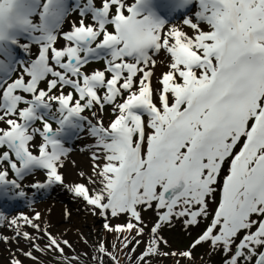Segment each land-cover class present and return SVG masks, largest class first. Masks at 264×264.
Returning a JSON list of instances; mask_svg holds the SVG:
<instances>
[{
    "label": "snow or ice",
    "instance_id": "6c2138e0",
    "mask_svg": "<svg viewBox=\"0 0 264 264\" xmlns=\"http://www.w3.org/2000/svg\"><path fill=\"white\" fill-rule=\"evenodd\" d=\"M35 2L38 14L29 0H0V199L26 200L24 180L42 171L45 180L29 189L68 188L99 211L106 230L135 229L143 237L141 210L154 208L151 240H137L144 264L165 243L162 225L184 218L199 226L209 215L193 247L208 243L223 264H264V0H195V17L183 18L192 35L159 15L153 0H74L72 9L66 0ZM192 2L174 0L170 8ZM71 10L80 19L63 31ZM33 47L34 59L14 54L19 48L30 57ZM165 54L168 70L156 87L153 69ZM99 61L104 69L89 73ZM109 105L114 119L106 126L99 113ZM85 131L95 140L93 174L70 187L65 141ZM121 216L129 223L113 228L109 220ZM39 218L15 214L7 222L17 243L29 242L19 252L33 261L45 250L40 238L63 251ZM166 255L177 264L192 257ZM10 264L24 261L14 256Z\"/></svg>",
    "mask_w": 264,
    "mask_h": 264
},
{
    "label": "rangeland",
    "instance_id": "374dc122",
    "mask_svg": "<svg viewBox=\"0 0 264 264\" xmlns=\"http://www.w3.org/2000/svg\"><path fill=\"white\" fill-rule=\"evenodd\" d=\"M129 2L131 3L132 0H129ZM173 2L174 0H153L155 10L159 15L166 18L170 22V24H174L189 35H192L193 30L183 23V18L185 12H187L188 15L193 16V18L195 17V13L198 10L197 3L195 2V0H193V2L187 7V9L173 11L170 8V5L173 4ZM41 3H43V0H41ZM66 3L68 4L70 9L73 8L74 0H66ZM29 4L31 7L36 9V12L38 14L39 4H37L35 0H29ZM68 16H71L72 18H74V21L77 22L80 19L78 12L75 10H71L66 18ZM33 19L37 20L38 16H34ZM89 22L90 20H86V23ZM64 26L65 24H63L62 27L63 31L71 30V27H68V29H64ZM202 27L205 31L208 30L207 25H202ZM109 28L111 30V26H109ZM58 46L63 47L64 41H58ZM35 49L38 52V49L36 47ZM14 54L17 57H21L24 59H34L36 56V54H34L33 52V49L32 55L28 58L24 56V53L19 48H16ZM2 58L3 57H0V59ZM159 60H162V57L157 58V64L159 63ZM165 61L169 63V58L166 54L163 58V62ZM103 69V61L94 62L88 65L89 73L93 72L94 70ZM157 84L158 85L156 87H159V80ZM82 115L87 116L90 120L93 121V123H95L96 118L92 116L91 112L86 111ZM99 117L103 119L106 126L110 124L114 119V115L111 111V106H106L103 112L99 113ZM37 126L42 127V125H40L39 123H37ZM57 126V124L53 123V129H55ZM79 137H81V139L83 140L78 141ZM79 137L76 138L75 136H71L65 141V147L69 149V152L64 159L65 169L63 172L66 176L67 184L70 187L75 186L76 183H86V178L93 174V164L95 163L92 159V153L94 150L93 145L95 143L94 138H92L86 131L84 133H81ZM41 142V138L37 135L34 138L32 144L38 146ZM84 142L85 144L82 146ZM32 150L34 154H38V147L33 148ZM0 151H4V149H0ZM75 156H78L77 158H81V161L85 162L84 164H80V166H85L87 164L86 170H76V167L75 169L73 168L74 165L72 163L74 162L73 159L75 158ZM80 173L85 174L84 178L80 176ZM31 179H34L35 181H44L45 176L42 171H38L34 176H29L24 180L25 187L28 186V183ZM60 187L63 186H55L53 188L45 190L30 189L27 192L26 200L19 199L20 203L23 202L22 209L27 210L30 204H39V202L41 201L51 200L55 197V191ZM89 187L92 186L89 185ZM64 188L67 190V192L72 193L68 190V188ZM219 199L220 191L218 189L216 196L209 203L210 213H214V210L218 207ZM19 202H16V204ZM10 205H13L12 199H0V210H2V212H5L7 208H11ZM19 207L17 209L21 211ZM37 212L38 211L33 213V211H30V214H32L33 217ZM92 213V219L84 226L85 230L80 246L70 243L68 240L63 239V237H60L59 235L53 233L50 229L51 234L61 242L63 251L60 252L48 248L46 239H41L40 247L45 250L34 252V256L38 257V259L35 261L27 257L23 258L24 264H144V262L141 260V257L145 253V245L144 243H137V240H151L149 230L152 229L153 226L157 223V213L154 208H144L141 210V216L144 224L143 237L135 236V229L124 228L119 231L106 230L104 220L101 217L99 211H96L94 213L92 210ZM211 219L212 216L209 215L199 226H186L184 223V218L174 219L171 224L162 225L159 230V236L165 243L160 244L158 254H153L147 257L149 264H177L175 256L166 254L185 251H191L192 257L190 259H181L180 264H223V255L215 249L210 248V245L208 243L197 244L195 247H193L195 241L201 235L203 228L209 223ZM128 223L129 219L127 216L111 218L109 220V224L113 228L117 226H124ZM1 227H4L3 223H0V228ZM3 233L4 232L0 230V243L3 242ZM64 241H66L70 247L64 246ZM99 247L106 248L108 254L101 255V253L99 252Z\"/></svg>",
    "mask_w": 264,
    "mask_h": 264
},
{
    "label": "bare ground",
    "instance_id": "6f19581e",
    "mask_svg": "<svg viewBox=\"0 0 264 264\" xmlns=\"http://www.w3.org/2000/svg\"><path fill=\"white\" fill-rule=\"evenodd\" d=\"M74 18L68 16L65 21L64 29L68 27H72V22ZM34 54L37 55V51L35 47H33ZM162 60H159V63L156 65L154 69L153 75V84L157 86V82L159 77L162 73L168 70L167 62H163V58L165 55H162ZM28 58V57H27ZM29 59V58H28ZM83 140L81 137L78 138V141ZM85 142L82 144V146ZM75 156L73 159V168H77L76 170H86L87 164L85 166H80V164H84V161H81V158H77ZM64 168L62 171H64ZM35 182L34 179H31L28 183V186ZM28 186L25 187V190L28 192L30 189ZM19 199H12L13 205H10L11 208H7L5 212L0 210V213L5 214V220L0 221V223L4 224V227H1L0 230L3 233L4 237H8V242L0 243V264H10V261L14 256H19L21 260L25 258L20 252L19 249L23 248L25 251L29 250V242L27 240L21 239L17 243L15 237L13 235V229L7 226L8 218L15 214H26L29 217H32L30 211L39 213V220L35 221L36 223L40 224L44 230L48 233L50 229L53 233L63 237V239L68 240L70 243L80 246L82 237L84 234V226L92 219L93 213L91 208L82 202V199L77 198L74 194L67 192L64 187H60L55 191V197L49 201H41L39 204H30L27 210L22 209L23 202H19ZM20 206V207H19ZM21 209L19 211L17 208ZM6 208V207H5ZM24 210V211H22ZM7 229V230H6ZM24 230L34 233L37 237H41L42 234L39 232H34L32 228H25ZM43 238L38 239L37 243L40 246V240ZM28 264V263H27Z\"/></svg>",
    "mask_w": 264,
    "mask_h": 264
}]
</instances>
